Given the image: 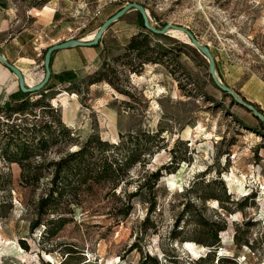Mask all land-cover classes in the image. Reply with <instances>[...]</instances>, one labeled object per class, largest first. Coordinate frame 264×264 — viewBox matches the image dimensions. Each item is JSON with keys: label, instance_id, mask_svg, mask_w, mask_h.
Segmentation results:
<instances>
[{"label": "rangeland", "instance_id": "1", "mask_svg": "<svg viewBox=\"0 0 264 264\" xmlns=\"http://www.w3.org/2000/svg\"><path fill=\"white\" fill-rule=\"evenodd\" d=\"M129 2L142 4L156 27L170 22L190 29L209 47L221 81L264 113V0H0V52L20 66L24 76L31 71L43 74L48 46L71 38L89 39L106 18ZM141 30L133 9L104 31L97 47L54 52L51 72L63 74L70 83L61 84L52 78L55 87L51 93L55 96L49 102L59 109L79 142L93 133L115 142L120 134L128 132L141 137L143 132H158L162 141L152 146L151 154L142 156L145 165L137 163L129 168L128 183L118 187L116 195L106 186L95 185L82 206L74 207L73 219L49 239L41 235L43 226L29 230L30 203L41 190L32 191L20 182L16 163L0 161V173L11 174V185L0 190V201H12L11 209H0V264L59 260L56 250L46 253L51 243L53 249L73 245L87 259H97V264H135L141 256L139 247L162 264H193L195 257L208 250L192 241L200 238V230L184 218L185 222L179 224L183 228L177 230L181 239L190 241L173 244L168 239L182 209L185 190L192 185L187 198L213 219L223 212L220 205L212 198L204 201L199 196L215 193L224 197L215 191L217 186H224L226 194L230 192L234 199L255 192L250 201L253 203L243 211L232 207L235 212L227 214V228L218 236L222 254L230 259L224 264H264V137L252 113L231 104L229 97L215 87L206 58L191 45H183L185 41L174 37L170 30L155 41L173 48L169 61L173 74L162 64H145L140 72L143 80L138 74L129 76L131 98L105 81L87 86L88 74L99 62L97 53L102 51L108 58L120 53L130 36ZM18 91L16 76L10 72L0 83V103L19 97ZM173 146L178 168L171 173L163 171L151 191L156 204L149 218L154 225L141 233L147 190L131 198L127 217L118 215L119 198L126 199L135 191L145 171L169 164ZM77 147L58 145L48 155L56 157ZM213 179L222 183L208 186ZM248 218L255 220L246 231L253 241L252 249L233 241L235 225L244 228L242 223ZM19 239L25 240L27 249L19 245ZM134 244L137 247H132ZM164 253L174 262L166 261Z\"/></svg>", "mask_w": 264, "mask_h": 264}, {"label": "trees", "instance_id": "2", "mask_svg": "<svg viewBox=\"0 0 264 264\" xmlns=\"http://www.w3.org/2000/svg\"><path fill=\"white\" fill-rule=\"evenodd\" d=\"M137 14L142 30L130 36L120 53L108 58L102 54V51L98 52L99 62L96 69L88 74L87 86L105 81L116 92L131 98L133 86L129 76L131 74L140 75L145 64L159 63L170 73H174L170 67L171 63H169L173 48L156 42V37H163L164 34H154L145 29L140 13L137 12ZM100 41L93 47H97ZM183 45L188 44L183 43ZM52 78L61 84L70 83L63 74L51 72L49 80L39 91L23 93L18 88L19 97L7 98L0 103V161L8 164L16 163L20 169V182L24 186L30 187L32 191L41 190L36 199L30 203L32 217L29 221V230L33 232L36 228L43 226L41 235L47 239L55 237L73 219L74 207L82 206L86 196L93 191L95 185L106 186L110 192L116 195V189L122 188L128 183L129 168L137 163L145 165L143 155L151 154L152 146L157 145L163 139L159 137L158 132H143L142 137L137 133L128 132L120 134L118 141L110 142L93 133L84 142H79L72 129L62 120L59 109L49 102V98L55 96L51 93L55 87V84L51 82ZM221 92L224 97H229L231 104H237L228 93ZM242 98L246 100L244 97ZM254 106L262 112L256 104ZM255 119L259 133L264 137L263 123L257 117ZM69 144L78 145V147L65 150L56 157H49L48 154L53 147ZM169 151L171 154L169 164H162L150 172L145 171L142 181L137 185L135 191L128 193L126 199L119 198L121 207L118 215L127 217L132 208L131 198L138 195L139 191L147 190L145 201L148 206L140 225L141 233L146 232L154 225L149 218L156 204L151 191L163 176V171L171 173L178 168V157L174 146ZM225 153H227V161L229 151ZM207 169L208 167L205 170ZM218 183L222 182L213 179L209 180L207 185L216 186ZM10 185V172L5 175L0 173V190H6ZM192 188L193 185L185 190L182 209L173 222L168 239L173 244L190 241L181 239L180 231L177 230L178 227L183 228L179 224L181 221L185 222L184 218L189 219L193 227L198 228L201 232L200 238H195L192 241L208 249L204 254L195 257L193 264H215V260L216 264H224L229 258H226L227 256L221 252L220 236L218 235L227 228L225 217L227 214L235 212L234 210L243 211L253 203L250 201H253L256 194L251 191L234 199L230 196V192L226 194L224 186H217L215 191L221 192L224 197L215 193L209 196H199L204 201L212 198L220 205L223 212L217 213L213 219L207 217L189 197L187 198V194L192 191ZM233 206L234 210H232ZM2 207L7 210L11 209V198L4 203L0 201V209ZM254 224L255 220L248 218L242 223L244 228L235 225L236 229L233 233L235 245L253 248V241L246 231ZM262 227L264 233V222ZM241 230L244 233L240 235ZM18 243L21 247L28 248L24 239H19ZM51 245L52 248L46 250V253L53 254L56 250L60 259L47 260L43 258L41 264H97V259H87L82 253L83 251L73 245L68 244L56 249H53V243ZM132 247H137V245L134 244ZM139 251L141 256L135 264H162L155 255L142 250L141 247H139ZM163 257L168 262H174L172 256L167 253H164Z\"/></svg>", "mask_w": 264, "mask_h": 264}, {"label": "water", "instance_id": "3", "mask_svg": "<svg viewBox=\"0 0 264 264\" xmlns=\"http://www.w3.org/2000/svg\"><path fill=\"white\" fill-rule=\"evenodd\" d=\"M136 10L138 13H140L142 19H143V26L148 31L154 33V34H167L170 30H179L183 32L189 43L192 47H194L204 58H206L208 62V74L210 78L212 79L214 85L221 91L226 92L230 95L233 100L241 105L242 107L246 108L249 112L252 113L253 116L257 117L264 126V113L260 112L254 104L251 102L244 100L240 95H238L230 86L223 83L221 79L219 78L216 66H215V60L214 57L207 45L202 44L196 36L193 34V32L188 29L185 26L173 24L170 22L165 23L161 27H156L150 22V16L148 14V11L145 9V7L137 2H129L123 5L120 9H118L115 13H113L111 16L106 18L99 27L95 30L92 38L90 39H67L63 40L57 43H54L50 46H48L45 49L44 56H43V74L38 82L34 84H28L25 80V76L16 65L11 63L1 52H0V62L8 68L10 72H12L16 76L17 80V86L23 93H34L36 91H39L44 87V85L49 80L51 69H50V59L51 55L60 50V49H68L71 47H93L96 45L100 38L102 37L104 31L110 27L116 20L121 18L126 12L130 10ZM69 127L70 124H67Z\"/></svg>", "mask_w": 264, "mask_h": 264}, {"label": "crops", "instance_id": "4", "mask_svg": "<svg viewBox=\"0 0 264 264\" xmlns=\"http://www.w3.org/2000/svg\"><path fill=\"white\" fill-rule=\"evenodd\" d=\"M76 47H79V46H76ZM72 49H75V47H71V48H68V49H64L62 51H69V50H72ZM58 51H61V50H58ZM98 54V53H97ZM6 58L7 56L4 55ZM24 60H28L26 58H24ZM18 68H20V70L22 71V68L20 66H18ZM67 68H72L71 66H67ZM10 74V71L8 70V68H6L1 62H0V83L2 84L4 82V80L9 76ZM28 74H32L33 77H34V82H32L31 84L33 83H36L35 81H39V79L41 78L42 76V73H36L34 71H31L30 73ZM28 74H26L25 76H27ZM26 78V77H25ZM36 78V80H35ZM26 80V79H25ZM30 84V83H29ZM19 94V93H18ZM20 95V94H19Z\"/></svg>", "mask_w": 264, "mask_h": 264}, {"label": "bare ground", "instance_id": "5", "mask_svg": "<svg viewBox=\"0 0 264 264\" xmlns=\"http://www.w3.org/2000/svg\"><path fill=\"white\" fill-rule=\"evenodd\" d=\"M171 32H172V35H173L174 37H176V38H178V39H181V40H183V41L189 43V41H188L186 35H185L183 32H181V31H179V30H172ZM93 34H94V32L91 33V34L88 36L89 39L92 38ZM29 73H30V72H29ZM25 77H26V78H25V79H26V82H27L28 84H29V83L31 84L32 82H34V77H35V76L33 77L32 74H28V75L25 76ZM138 79L143 80L144 77L141 76V75H139V76H138ZM35 80H36V78H35ZM35 82H37V81H35ZM33 84H34V83H33ZM191 245L194 247V246H196L197 244L192 243ZM197 246H198V245H197Z\"/></svg>", "mask_w": 264, "mask_h": 264}]
</instances>
